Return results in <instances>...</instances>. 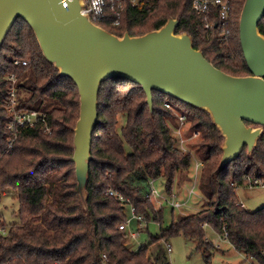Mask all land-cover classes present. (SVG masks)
Segmentation results:
<instances>
[{
  "label": "trees",
  "instance_id": "16d2710c",
  "mask_svg": "<svg viewBox=\"0 0 264 264\" xmlns=\"http://www.w3.org/2000/svg\"><path fill=\"white\" fill-rule=\"evenodd\" d=\"M229 1L231 16L223 21L215 7L206 18L196 14L192 0H137L135 4L119 0V24H114L117 16L110 6L97 24L118 36L126 31L136 36L159 29L170 17L179 18L176 33H189L194 47L219 69L245 76L251 74L239 37L245 0ZM206 22L212 26L205 27ZM259 29L264 34V17ZM16 58L27 64L16 65ZM10 74L18 77L21 106L44 112L47 119L46 125L21 132L12 150L7 146L3 106ZM146 98L143 88L128 79L102 82L85 208L71 161L80 112L78 88L46 60L30 25L16 20L0 48V203L10 193L19 209L18 220L11 223L0 214V264H171L163 241L176 235L197 241L210 264L206 226L220 234L226 231V239L238 251L264 264V206L247 211L238 204L237 195L238 188L264 178V132L251 157L245 147L236 160L215 174L224 137L210 114L154 90L151 115ZM177 114L185 115L190 130L200 137L197 156L203 166L198 186L204 208L173 216L158 235L132 250L126 246L127 233L119 229L128 218L125 205L134 207L146 223H162L165 207L156 209L150 197L151 183L163 178L165 192L171 196L175 179L192 169V151L182 149L179 136L173 133V127H180Z\"/></svg>",
  "mask_w": 264,
  "mask_h": 264
},
{
  "label": "water",
  "instance_id": "95a60500",
  "mask_svg": "<svg viewBox=\"0 0 264 264\" xmlns=\"http://www.w3.org/2000/svg\"><path fill=\"white\" fill-rule=\"evenodd\" d=\"M84 8L83 0H67V7L61 0H0V48L16 20L23 19L46 60L78 88L80 112L71 161L85 208L99 90L108 79L139 84L151 115L154 90L208 112L224 137L215 174L245 147L252 156L264 132V34L259 29L264 0H245L241 10L240 45L251 72L245 76L219 69L194 47L189 33H176L179 18L170 17L159 29L142 35L126 31L118 36L94 23Z\"/></svg>",
  "mask_w": 264,
  "mask_h": 264
},
{
  "label": "rangeland",
  "instance_id": "374dc122",
  "mask_svg": "<svg viewBox=\"0 0 264 264\" xmlns=\"http://www.w3.org/2000/svg\"><path fill=\"white\" fill-rule=\"evenodd\" d=\"M178 106H181L179 102H175ZM124 119L121 117L120 123L123 124ZM188 131V134L186 133ZM173 133H175L173 131ZM193 130H190L189 125H185V138L187 142L185 146L192 151L193 163L190 174L181 176L175 179V185L173 187V193L171 196H167L164 187V179H158L155 183V187L161 195H164L169 200L183 201L188 199L189 188L193 186V174L195 168H197L199 158L197 156V145L200 140L199 134L192 135ZM192 135V136H191ZM198 170V168H197ZM200 176V174H199ZM199 177L197 185L194 188L195 193L189 197L188 204L185 208L180 210L175 209L172 213V207L165 201L160 199L161 204L164 205V220L162 223L149 222L138 220L133 218L129 227L139 232V236L136 239H130L131 249L137 250L142 244H147L151 236H156L160 233L161 227L166 228L172 221V218H177L179 215H187L192 211L200 210L204 208L205 198L203 197L199 186ZM179 188V189H178ZM177 194V195H176ZM238 198L245 204L247 211L254 212L264 206V188L261 186H246L238 188ZM155 206H159V203L153 201ZM160 207V206H159ZM19 203L12 194H4L0 203V214L4 217L7 223L18 220ZM125 211L128 216H131L130 208L125 205ZM206 241L210 244L211 254L210 264H258L253 258L247 257L244 253L238 251L234 245H232L223 234L218 233L212 227L206 226ZM128 239L126 243L129 244ZM170 244L171 251L167 250L166 245ZM197 241L185 239L183 235H176L169 240L163 241V247L166 251L167 257L171 264H207L204 258V254L197 248Z\"/></svg>",
  "mask_w": 264,
  "mask_h": 264
},
{
  "label": "built area",
  "instance_id": "2783aa9c",
  "mask_svg": "<svg viewBox=\"0 0 264 264\" xmlns=\"http://www.w3.org/2000/svg\"><path fill=\"white\" fill-rule=\"evenodd\" d=\"M117 1L119 0H83V3L85 5L83 12L89 15L90 19L97 24L100 20L103 19L106 7L110 6L113 13L117 16V19L115 20L114 24L118 25L120 22L119 18H120L121 8H118L116 6ZM61 2L64 4L65 7H67V0H61ZM131 2L135 4L137 3V0H131ZM214 7L217 9L218 16H220V18L223 21L230 19L232 7L229 0H192V9L194 10V12L198 15L205 16V18L210 15ZM211 26L212 24H210L209 22L205 23V27L209 28ZM14 63L16 65L19 64L26 65L27 60L16 58L14 60ZM7 80H8V92H7V97L3 103V106L7 112V116L4 122H5V128L8 131L7 146L9 150H12L14 143L18 139L19 134L21 132L33 128L37 125H46L47 119H46V114L44 112L21 106L18 99V87H17L18 77L16 74H10L7 77ZM166 106L168 108H171L170 104L168 103H166ZM177 116H178V121L180 123V127L178 128L173 127V131L179 136L180 145L182 149L189 150L185 146V143L187 142V138H185L186 117L183 114H177ZM192 135H198V133L194 132L192 133ZM197 163H198L197 165L198 170L197 168H195V173L193 174L194 177L192 183L193 186L192 188L188 189L189 190L188 199H185L183 201H178L174 199L169 200L167 197L159 193V191L155 187V183L152 182L151 183L152 192L150 196L152 201L155 202L157 201L160 207L162 206L160 199H162L165 200L169 204V206L172 207L173 209L180 210L182 208H185L188 204L189 197L195 193L194 188L197 185V180L201 172V168L203 166V162L201 160H199ZM249 186H261L264 188V178L263 179L255 178ZM108 193L111 195L118 196L120 200H125L122 197V195L117 191L109 190ZM238 204L241 207L245 208V204L243 202L239 201ZM159 206H157L156 209L160 208ZM130 213L131 216H128V218L119 225V229L127 233L128 241L130 239L131 240L136 239L139 236L138 231H134L129 227V225L132 222V219L137 218L138 220L143 221V217L141 215L136 214L134 207H130ZM1 230L4 234L6 233L4 229ZM223 235L226 238L227 232L224 231ZM128 243L131 244L130 241ZM166 247L168 251H171L170 244H167ZM103 257L106 258V255H103ZM3 264H11V262L8 261Z\"/></svg>",
  "mask_w": 264,
  "mask_h": 264
},
{
  "label": "crops",
  "instance_id": "0c3cea01",
  "mask_svg": "<svg viewBox=\"0 0 264 264\" xmlns=\"http://www.w3.org/2000/svg\"><path fill=\"white\" fill-rule=\"evenodd\" d=\"M179 189V188H178ZM177 195V194H176Z\"/></svg>",
  "mask_w": 264,
  "mask_h": 264
},
{
  "label": "bare ground",
  "instance_id": "6f19581e",
  "mask_svg": "<svg viewBox=\"0 0 264 264\" xmlns=\"http://www.w3.org/2000/svg\"><path fill=\"white\" fill-rule=\"evenodd\" d=\"M165 95V94H164Z\"/></svg>",
  "mask_w": 264,
  "mask_h": 264
}]
</instances>
